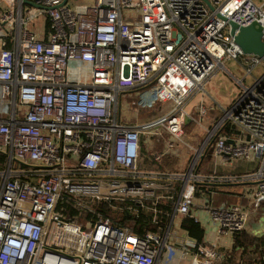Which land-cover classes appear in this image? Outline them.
<instances>
[{
  "label": "built area",
  "instance_id": "2783aa9c",
  "mask_svg": "<svg viewBox=\"0 0 264 264\" xmlns=\"http://www.w3.org/2000/svg\"><path fill=\"white\" fill-rule=\"evenodd\" d=\"M28 1L40 7L0 0V264H247L220 263L219 249L263 216L264 72L253 76L263 61L242 52L228 20L259 22L264 41V0ZM230 59L252 83L235 79L238 94L185 169L160 168L181 144L184 103ZM128 91L139 110H162L124 124ZM156 132L164 144L147 166L141 138ZM209 147L257 166L204 173ZM229 183L244 184L239 200L203 189ZM113 213L147 221L137 230ZM187 216L200 226L205 216L212 239L191 237Z\"/></svg>",
  "mask_w": 264,
  "mask_h": 264
},
{
  "label": "crops",
  "instance_id": "0c3cea01",
  "mask_svg": "<svg viewBox=\"0 0 264 264\" xmlns=\"http://www.w3.org/2000/svg\"><path fill=\"white\" fill-rule=\"evenodd\" d=\"M86 1L89 3L92 2V0H86ZM225 72H228V74L234 79H239L235 77V75L230 70H227V68ZM221 73H222V70H220L219 72L216 73V75L211 77L204 85V90L194 94L191 98H189L184 103L182 107L183 111L186 113V116L189 119V121L183 125V134L181 136V142L186 141V143H188L185 149V151L187 150L188 157L192 149L199 147L201 142L204 140L205 136L207 135L208 130L212 128L213 123L218 118V115L221 112V108L228 107L240 90L238 89L237 92L233 90L232 91L228 90V88L224 85L225 83H224L223 78L221 77ZM223 77L227 79L224 75ZM222 91H225V92H222ZM140 111H144L150 116L159 113L157 112L158 111L157 107L154 109L139 110L138 112ZM137 121H140V120H137ZM187 135L189 136V139L191 140L190 143L188 142V139L185 140ZM180 145L174 155L177 154L178 150L180 149ZM157 152L158 150L154 149L153 151L150 152V156L153 154L155 155V153ZM186 160L184 161L182 167H184ZM214 162H217L216 164H217L218 172L224 173V174H241L244 172L252 171L257 166L256 158L254 159L236 158V159L226 160V159H222L221 157L214 158L211 156V158L208 161L206 162L202 161L201 163L202 172L210 173V171H212V169L214 168L213 166ZM177 164H178V161H177ZM177 164L175 165V167L177 166ZM204 166L205 167L207 166L208 169L205 170ZM221 185L229 186L228 189L230 191L224 192V193L226 194V196L229 195L230 197L235 199V200L232 199L230 201L239 200V197L242 191L244 190V184H240V183L239 184H230V183L229 184H217L219 188L223 187ZM239 189H240V192L238 191ZM197 200H199V198ZM201 219L206 220L205 226H203L202 221H201V226L204 227V232H205L204 238L206 240H209V239L211 240L214 231H212L210 228H214V227L213 225L208 223V220L206 219L205 216H203V218ZM257 221H260V216L252 215L250 218V222L248 224V228H247L248 234L255 235V236L260 234L262 230H257V228L253 225V223ZM231 246H232V242L230 241V239L222 238L220 241L219 250H221V253L226 254L227 252L231 250ZM234 257L235 258L232 259V261H234L237 257L239 258L240 254Z\"/></svg>",
  "mask_w": 264,
  "mask_h": 264
},
{
  "label": "rangeland",
  "instance_id": "374dc122",
  "mask_svg": "<svg viewBox=\"0 0 264 264\" xmlns=\"http://www.w3.org/2000/svg\"><path fill=\"white\" fill-rule=\"evenodd\" d=\"M69 1L76 4V3H79L80 1H83V0H69ZM0 11H1V9H0ZM138 14H139V9H135L132 11L133 16H137ZM30 27H33V29L38 30L39 28L42 27L41 20L38 19V20H34V21L30 22ZM224 65L227 68V70H230L235 75V77H237L239 79L240 78L243 79V84L245 86H249L252 83V80H253L252 77L250 75H245L244 67L240 63H238L236 60H233V59L226 60V61H224ZM263 72H264V63H260L257 67H255L253 69V76L258 77ZM223 75L227 79H225L223 77ZM221 77L223 78L224 83H225L224 85L228 88V90H230V91L233 90V91L237 92V90L240 89V85L237 84L235 79L233 77H231L228 74V72H225L224 70H222ZM222 92H225V91H222ZM136 99H137V93L133 92V91H128V92L124 93L122 98H121L120 115H121V121L124 124H132L137 120H143V119L147 118L148 116H150L149 114H147L144 111L138 112L139 108L136 107V102H135ZM156 107L158 110L157 112H160L162 110V107L160 104H158ZM157 130H160V129H157ZM187 139H188V142L190 143L191 140L189 139L188 135L186 136L185 140H187ZM163 144H164V139H162L159 136L158 132L154 133L153 136L152 135H143L141 138V157L144 161L142 163L144 165L149 166L148 161H149V157H150V152L153 151L154 149L155 150L160 149ZM187 144L188 143H186V141L181 142L180 149L178 150V152L176 154L178 156V164L175 167V170H177V171H181V170L185 169L184 167H182V165L188 157L187 156L188 155L187 150L185 151ZM204 169L207 170L208 167L204 166ZM202 224H203V226H205V224H206L205 219L202 220ZM253 225L257 228V230H262V227L264 226V210H263V216L260 217V221L254 222ZM210 229L212 231L215 230V228H210ZM249 253H251V255L248 256L249 258H253V256H255V254L253 252H249Z\"/></svg>",
  "mask_w": 264,
  "mask_h": 264
},
{
  "label": "trees",
  "instance_id": "16d2710c",
  "mask_svg": "<svg viewBox=\"0 0 264 264\" xmlns=\"http://www.w3.org/2000/svg\"><path fill=\"white\" fill-rule=\"evenodd\" d=\"M211 158V149L210 147L204 153L203 162L208 161ZM205 160V161H204ZM178 158L175 155H166L162 161L160 162L159 166L163 169L173 170L174 166L177 164ZM223 186V187H221ZM219 188L217 185H209L204 186V190L214 189L220 192L218 199L219 200H232L234 198L230 197L229 195L226 196L224 192H229V186L221 185ZM240 192V189L238 190ZM235 200V199H234ZM165 208H168V205H165ZM102 211L110 214V211L105 209L104 207L101 208ZM114 218H118L122 223L131 225L133 228L140 230L142 226L147 221L146 216L141 215L139 218H132L128 217L126 214L119 215L117 213L112 214ZM182 227L188 232V234L197 239L202 240L204 237V229L200 226V224L192 217L187 216L182 223ZM249 252H253L255 256L253 258H249ZM240 254V257L247 264H261V256L264 254V237L263 236H252L248 234L246 231L241 230L233 234L232 238V246L231 250L227 252L220 261V263L225 262H232L236 255ZM249 258V259H248Z\"/></svg>",
  "mask_w": 264,
  "mask_h": 264
},
{
  "label": "water",
  "instance_id": "95a60500",
  "mask_svg": "<svg viewBox=\"0 0 264 264\" xmlns=\"http://www.w3.org/2000/svg\"><path fill=\"white\" fill-rule=\"evenodd\" d=\"M25 4L40 7V5L23 0ZM66 0L63 1V3ZM208 3L207 0H205ZM209 7L211 5L208 3ZM230 26V34L234 37L235 43L240 47L244 54H253L258 56L264 63V41L262 38L263 28L262 25L257 21H252L248 25H238L232 20H228ZM189 121L188 117L185 115L183 123L186 124Z\"/></svg>",
  "mask_w": 264,
  "mask_h": 264
}]
</instances>
